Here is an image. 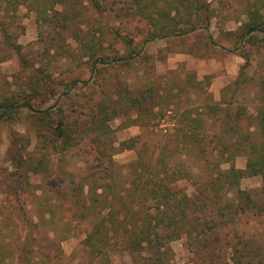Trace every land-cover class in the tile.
I'll return each mask as SVG.
<instances>
[{
	"label": "rangeland",
	"instance_id": "rangeland-1",
	"mask_svg": "<svg viewBox=\"0 0 264 264\" xmlns=\"http://www.w3.org/2000/svg\"><path fill=\"white\" fill-rule=\"evenodd\" d=\"M255 11L264 21V0H0V101L23 103L7 115L10 119L0 118V256L13 264H19L20 254L34 264H143L144 254L114 244L117 239L107 263L89 251L84 240L94 218L83 222L73 213L76 191L105 185L110 176L100 163L112 159L120 193L132 176L129 169L117 176L116 171L138 160V152L147 157L153 151L155 157L167 147L162 157L175 153L186 166L194 165L192 154H179L187 140H176L177 148L167 141L176 109L202 111L205 104L220 102L222 94H232L254 112L264 95L256 82L264 74V33L253 32L244 41L240 36L245 23L255 22ZM186 17L190 26L197 23L193 18L199 23L182 33ZM175 22L179 30L175 25L163 37L166 30L159 27L171 29ZM240 53L249 57L248 65ZM126 56L132 58L117 59ZM243 79L241 86L226 87ZM100 101L111 108L104 129L94 109ZM154 102L160 106L154 111L167 115L157 126L149 112ZM64 113L63 122L71 127L84 123L80 134L72 132L67 147L58 136L57 120ZM100 139H106L108 155L95 149ZM128 139H134L131 149L121 144ZM245 161L240 155L233 163L243 168ZM201 164L195 176L176 187L194 193L211 171ZM238 186L251 193L257 206L264 204L260 176H244ZM232 193L227 189L223 201ZM223 230H236L241 241L258 246L262 259L253 264H264L263 217L238 215ZM224 235L219 231L220 241L213 240L214 249L206 255L188 245V237L172 240L170 263L234 264L235 242Z\"/></svg>",
	"mask_w": 264,
	"mask_h": 264
},
{
	"label": "trees",
	"instance_id": "trees-1",
	"mask_svg": "<svg viewBox=\"0 0 264 264\" xmlns=\"http://www.w3.org/2000/svg\"><path fill=\"white\" fill-rule=\"evenodd\" d=\"M251 18L256 23L251 21L244 24V30L240 36L242 41L251 40L250 34L253 32L264 33V27H260L264 21L260 20L257 11L251 13ZM193 21L199 23L196 18H193ZM191 22L192 20L186 17V26L189 25V27H186L182 33L195 30L197 23L190 26ZM175 23L171 29L159 27L160 30H166V33L162 34L163 37L174 32L175 25L178 29L179 23ZM209 39L212 43L214 42L212 36H209ZM262 39L264 40V37ZM16 50L19 51L18 46ZM240 55L245 58L248 65L249 57L241 53ZM130 58L132 56L117 59L128 61ZM256 82L257 90L264 93V74L260 75ZM72 83L74 81L69 84L72 85ZM244 83V79L240 82L235 80L226 87L229 89L231 85L241 86ZM7 100L0 101V118L6 115L5 120L10 119L9 116H12L18 106L23 104L16 105ZM241 100L232 94L224 98L222 94L220 102L205 104L203 108L206 107L202 111L198 108H188L186 111L175 110L172 118L175 119L176 124L173 126V131L167 135V141L172 142L173 147L170 148H175L179 146L174 145L176 140L181 138L187 140L180 145L179 154L184 157L189 153L192 154L194 156L192 166H186V161L178 160L175 153L170 157H162L164 150H168L167 147L161 152L158 151L159 154L157 153L155 157L153 151L147 157L138 152V160L117 169L116 176L121 175L123 170L129 169V176L132 177L123 183L120 193H116L119 191H116L114 186V162L109 159L104 163L101 158L100 165L105 164L101 170L109 174V181L105 185L91 188L88 193L84 192L83 186L80 193L76 191L77 210H75L78 213L73 212L82 218L83 222L94 218L84 240L92 254L97 258L100 257L103 263L109 262L108 249L113 240L117 239L114 244L120 242L129 252L144 254L143 264H171L169 243L172 240L188 237L190 238L188 245H191L196 252H203L206 255L214 249L211 247L212 241H217L219 231H222L225 234L223 237H227L229 243L235 242L233 245L236 249L232 255L234 264H253V261L262 259V251L258 246L252 245L247 240L241 241L236 230H223L233 224L238 215L245 213L259 215L264 219V204L257 206L251 193L238 186L239 180L244 176H260L261 192L264 195V95L255 102L253 113L247 111ZM25 104L24 106L37 110L31 102ZM150 105L151 121L156 120L153 126H157L167 115L158 110L154 111V108L159 106L158 103L154 102ZM94 109L96 115L102 116L100 121L104 129L107 122L105 114H109L107 112L111 108L100 101L96 103ZM46 112L47 110L41 111V113ZM60 112L62 114L64 111L60 110ZM65 116L64 113L57 120L58 136L62 137L60 145L63 147L72 145V132L80 134V129L83 130L84 125L83 122L77 123L78 120H74L77 124L73 128L71 127L73 123L63 122ZM133 141L134 139H128L121 144L125 146L124 148L131 149L135 146ZM163 142H166L165 139ZM98 144H95L97 152L108 155L105 148V145H108L106 139L105 142L101 140ZM240 155L246 158L243 168H237L233 163V160ZM199 164L211 168L207 175L208 179L199 180L200 185L195 188L194 193L178 189L175 184L195 176L200 167ZM223 164L228 166L222 169ZM227 189H232L233 193L229 199L225 198L226 200L223 201ZM116 201H119L121 206H115ZM210 202H212L211 205ZM238 244L239 247H237ZM19 257L21 259L19 264H34V262L26 263L24 255L20 254L18 259ZM209 258L214 257L211 255ZM0 264L13 263L0 256ZM213 264L218 262L215 261Z\"/></svg>",
	"mask_w": 264,
	"mask_h": 264
}]
</instances>
